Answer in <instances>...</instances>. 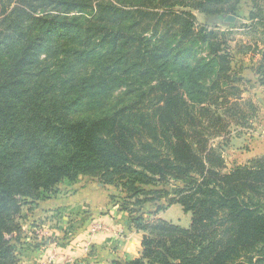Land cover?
<instances>
[{"label":"trees","instance_id":"16d2710c","mask_svg":"<svg viewBox=\"0 0 264 264\" xmlns=\"http://www.w3.org/2000/svg\"><path fill=\"white\" fill-rule=\"evenodd\" d=\"M250 2L243 18L244 0H0V264L19 262L23 207L78 178L113 186L142 234L113 264H264V157L224 158L259 111L235 56L258 57L264 92V0ZM228 16L251 45L231 48ZM175 204L187 228L152 219Z\"/></svg>","mask_w":264,"mask_h":264},{"label":"crops","instance_id":"0c3cea01","mask_svg":"<svg viewBox=\"0 0 264 264\" xmlns=\"http://www.w3.org/2000/svg\"><path fill=\"white\" fill-rule=\"evenodd\" d=\"M248 3L250 12V0ZM235 57L239 59V56ZM240 59L247 63L240 62L239 65H243L242 72L241 68L238 70L247 82L244 96L250 95L252 86L264 95L253 72L258 57L247 55ZM258 115L262 120L260 124H264V104ZM235 133L238 136L231 139L229 148L232 163L245 165L256 158L264 157V130H253L251 133H239L236 130ZM108 188L109 186L104 185L78 191L72 186L68 192L62 193L59 185L57 195L38 202L26 219L29 221L33 217L32 221L39 219V222L23 230L19 241L22 248L20 252L25 256L24 264H113L139 257L142 234L126 225L127 214L111 208L109 196L112 193L106 192ZM173 206L175 205L166 211ZM88 210L90 213L84 214ZM59 211L63 217H58L55 221L56 216L53 217V214ZM154 219H162L160 212ZM65 221L75 229L71 237L62 232ZM94 224L104 226V230L91 233Z\"/></svg>","mask_w":264,"mask_h":264},{"label":"rangeland","instance_id":"374dc122","mask_svg":"<svg viewBox=\"0 0 264 264\" xmlns=\"http://www.w3.org/2000/svg\"><path fill=\"white\" fill-rule=\"evenodd\" d=\"M249 1V0H248ZM248 1L247 0H244V2L245 3H243V6H242V8L240 9V13H241V16L243 17V18H246L247 17V15H248V12H249V9H250V4L248 3ZM194 16H195V19H196V23L198 24V25H203L204 24V18H203V16H201L200 14H197V13H194ZM239 19V18H238ZM242 22H244L243 21V19H239V20H237V21H235L234 22V24H233V27L235 26L236 28H234V29H231L232 30V32L233 33H231L232 34V36H231V38L233 39V41L230 43L231 45V48H234L233 46L235 45V43L236 42H243V43H245V44H250L251 45V40H252V38L247 34V32H245V31H243V30H241L239 27H240V25H241V23ZM221 29H223V27H220ZM224 30H227V29H224ZM239 59H237V57H235L234 58V60H233V64H232V66H233V68L235 69V70H239L240 68H241V72H242V66L243 65H239V63L240 62H242V64H247L245 61H242L241 59H240V57H238ZM255 58V57H254ZM42 60H43V62H42V65L43 66H45V65H49V64H52L55 60L54 59H52V60H50L49 58H48V56H43L42 58H41ZM258 60V59H257ZM247 73L248 72H246V76H247ZM250 95L249 96H244L243 95V97L244 98H246V99H250L251 100V102L255 105V106H257L258 107V109H259V111H258V113H257V115H256V117L254 118V119H252V121L249 123V126H247V127H239V128H237V129H232L233 131L231 132V135H230V137H229V139L230 140H228V143H227V146H226V149H225V151H224V158H225V164H226V170L228 171V170H231L233 167H235V166H237V164L236 163H232L231 162V160H230V158H231V155H230V153H229V148H230V142H231V139H234V138H236L237 136H238V133H235L236 132V130H237V132H243V131H246L247 133H251V132H253V130L255 131L256 130V132H259V131H261V130H264V124H260V123H262V120L261 119H259V113H261V111H262V106H263V104H264V95L262 94V93H259L258 92V90L257 89H255L253 86L252 87H250ZM124 91H125V88H121V89H119V90H116V91H114V92H112L111 94H110V96H109V98L105 101V104H104V107L105 108H108V107H111V106H114V105H120L121 104V101L123 100V99H126V96H124L123 95V93H124ZM261 103V105H258L257 103ZM259 103V104H260ZM98 113V112H97ZM96 113H91V114H85L84 116H93V115H95ZM259 124V125H258ZM259 127H260V129H259ZM241 136V135H240ZM217 141V140H216ZM244 147V146H243ZM240 165H242V164H240ZM99 185V186H98ZM171 186H177V185H180V183H174V182H171V184H170ZM72 186L75 188V189H78V191H80V190H83V189H85V188H91V187H93V188H97V187H103L104 185H102V184H99V183H96V182H93V181H91V180H89V179H87V178H78V180L76 181V182H74L73 184H71V183H68V182H63V183H61L60 184V187L62 188L61 190V192L62 193H65V192H68L67 190L69 189V188H72ZM59 187V186H58ZM57 187V188H58ZM108 191L110 192V193H112V195H117V193H116V190L114 189V187L113 186H109V188L107 189V193H108ZM29 208H31V207H28V206H25V207H23V216H24V220H22V230H26V228L27 227H32L33 226V224H37L38 222H39V219L38 220H34V221H32L33 219V217L31 218V219H29V221L26 219L27 218V215L30 213V211H28L29 210ZM32 209V208H31ZM90 211H91V209H89ZM88 210V212L87 213H90V211ZM115 210H118V207H116V209ZM152 211H153V209H151ZM166 211V210H165ZM165 211H161L160 212V216H161V218L163 219V220H165V221H170V222H172L173 224H178V225H180L181 227H183V228H187L189 225H190V221H191V215H190V213H185L182 209H181V207H180V205H178V204H175V206H173V207H171L170 209H168L166 212ZM63 213V212H62ZM54 216H56V218H54L55 219V221L56 220H58L57 218L58 217H63V215L61 214H57V213H55V214H53V217ZM50 217H52V215L50 216ZM65 218V217H64ZM147 219H150L151 220V217H146ZM60 219V218H59ZM152 219H154V218H152ZM25 221H27V222H29L28 224L27 223H25ZM32 222V223H31ZM63 225H64V230L62 231L63 233H65V235L66 236H69V237H71L72 235H73V233H74V230L75 229H72V227H70L69 228V226H68V224H67V221H65V223H63ZM66 225V226H65ZM23 232V231H22ZM20 241V240H19ZM22 243V242H21ZM21 245V244H20ZM19 248H21V247H19ZM21 251H22V248L20 249ZM25 256H24V253L22 254V253H20V255H19V262L17 263V264H24V262H25ZM29 264H31V263H29Z\"/></svg>","mask_w":264,"mask_h":264},{"label":"built area","instance_id":"2783aa9c","mask_svg":"<svg viewBox=\"0 0 264 264\" xmlns=\"http://www.w3.org/2000/svg\"><path fill=\"white\" fill-rule=\"evenodd\" d=\"M104 230V226L100 225V224H94L92 227H91V233H96V232H99V231H102ZM121 235H123V232L121 231L120 232Z\"/></svg>","mask_w":264,"mask_h":264},{"label":"water","instance_id":"95a60500","mask_svg":"<svg viewBox=\"0 0 264 264\" xmlns=\"http://www.w3.org/2000/svg\"><path fill=\"white\" fill-rule=\"evenodd\" d=\"M234 21H235V17L233 16H228L225 19V22H228V23H233Z\"/></svg>","mask_w":264,"mask_h":264}]
</instances>
